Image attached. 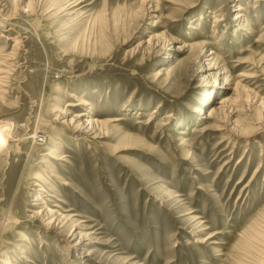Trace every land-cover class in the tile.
<instances>
[{"label":"rangeland","instance_id":"rangeland-1","mask_svg":"<svg viewBox=\"0 0 264 264\" xmlns=\"http://www.w3.org/2000/svg\"><path fill=\"white\" fill-rule=\"evenodd\" d=\"M0 70V264H264V0H0Z\"/></svg>","mask_w":264,"mask_h":264},{"label":"bare ground","instance_id":"bare-ground-1","mask_svg":"<svg viewBox=\"0 0 264 264\" xmlns=\"http://www.w3.org/2000/svg\"><path fill=\"white\" fill-rule=\"evenodd\" d=\"M240 8H238V10H239ZM216 22H218V20H215L214 21V23H216ZM0 74L1 75H4V74H7V71H5V70H0ZM1 89V88H0ZM0 92H2V90H0ZM86 102H84L83 100H80V103H78L77 104V106H79V105H83V104H85ZM77 117V116H76ZM207 117H209V116H207ZM116 121H121V120H110V122L112 123V122H116ZM90 124H93V123H90ZM90 124H87L88 126L90 125ZM12 125V124H11ZM86 125V126H87ZM88 128V127H87ZM86 128V130L84 131V129H82V127H80V129L79 130H77V131H83V133L84 134H86L87 135V132H89L88 131V129ZM1 131H4V133H5V135H6V137L8 136V134H10L9 132L11 131L10 130V126L8 125V122H5V121H2V120H0V132ZM81 131V132H82ZM87 131V132H86ZM83 135V134H82ZM1 138V137H0ZM9 138V137H8ZM1 143V142H0ZM39 191H43V189H42V187H40V190ZM37 198H35V200H36ZM38 200V199H37ZM190 213H193L192 211L190 212ZM55 216V214H54V212H52V211H47L46 212V214H45V221L47 222V224L51 227V229L52 228H56L57 226H55L56 224V219L54 220L53 218H55L54 217ZM57 217V216H56ZM72 217H74V216H72ZM211 237V236H210ZM210 237H208V239H210Z\"/></svg>","mask_w":264,"mask_h":264}]
</instances>
